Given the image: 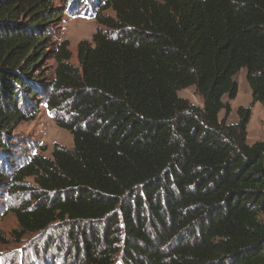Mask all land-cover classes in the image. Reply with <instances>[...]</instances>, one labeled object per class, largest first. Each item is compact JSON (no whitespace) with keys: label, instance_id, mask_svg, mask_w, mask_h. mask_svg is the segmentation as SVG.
Listing matches in <instances>:
<instances>
[{"label":"trees","instance_id":"trees-1","mask_svg":"<svg viewBox=\"0 0 264 264\" xmlns=\"http://www.w3.org/2000/svg\"><path fill=\"white\" fill-rule=\"evenodd\" d=\"M107 8L114 17L95 16L101 27L77 44L76 65L66 39L54 50L46 105L72 147L55 144L15 170L13 191L33 177L37 195L13 209L14 232L70 224L80 264L119 254L122 264H264V138L247 142L250 107L226 122L224 99L244 67L264 107V0ZM53 9L0 0V135L22 116L16 93L39 66ZM191 86L201 105L178 93Z\"/></svg>","mask_w":264,"mask_h":264},{"label":"rangeland","instance_id":"rangeland-1","mask_svg":"<svg viewBox=\"0 0 264 264\" xmlns=\"http://www.w3.org/2000/svg\"><path fill=\"white\" fill-rule=\"evenodd\" d=\"M49 1L58 17L41 28L42 33L48 34V44L43 48L38 68L29 77L32 80L26 81L27 88L16 93L17 108L22 116L0 135V173L3 176L0 179V264H80L82 261V254L73 249L71 233L74 227L70 224L53 223L41 231L26 232L21 236L14 232L20 228L13 209L27 202L32 204L33 197L37 195L34 192L37 186L33 177H26L19 184L22 189L13 191L11 181L15 170L32 155L49 157L55 144L67 149L72 147L71 134L57 125L53 117L55 111L50 113L46 105L55 67L53 53L57 44L66 39L72 55L71 62L76 65L77 44L81 40L90 41L95 30L101 27L95 16L100 13L114 17L115 13L110 8L101 10L106 0ZM103 30L110 31L105 27ZM234 79L237 84L236 96L232 99L224 97L230 105L226 122L236 123L239 119L238 108L250 107L247 142L261 140L264 138V107L261 102L253 101L244 67L238 70ZM31 91L34 94L31 95ZM178 93L195 104H202L192 86ZM223 115L224 112L220 111L219 117ZM120 256L116 264H122Z\"/></svg>","mask_w":264,"mask_h":264}]
</instances>
